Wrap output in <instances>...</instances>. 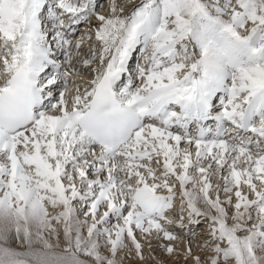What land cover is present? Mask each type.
I'll return each instance as SVG.
<instances>
[{
	"label": "snow or ice",
	"instance_id": "1",
	"mask_svg": "<svg viewBox=\"0 0 264 264\" xmlns=\"http://www.w3.org/2000/svg\"><path fill=\"white\" fill-rule=\"evenodd\" d=\"M153 239L264 264V0H0V264L145 261Z\"/></svg>",
	"mask_w": 264,
	"mask_h": 264
},
{
	"label": "rangeland",
	"instance_id": "2",
	"mask_svg": "<svg viewBox=\"0 0 264 264\" xmlns=\"http://www.w3.org/2000/svg\"><path fill=\"white\" fill-rule=\"evenodd\" d=\"M110 0H101V3L103 4V12L104 14H108V4ZM124 1V0H123ZM119 3H123L122 0L118 1ZM128 5L130 4V2H126ZM107 7V8H106ZM127 14V11L126 13ZM96 24L95 19L93 18V20L91 21V24H89V26L87 27L88 24H83L81 25L82 27L79 29V32L76 34L75 38L78 36V38H80L81 36H84L85 38V43L81 49L80 52V57L77 58V62H76V67L82 72L83 76L85 77V79H91L92 76L90 77V75H92V73L90 72L89 68H85L83 67L80 63L79 60H82L84 58H87L90 55V48L91 49H96L97 46L99 45V43L97 41L94 40L95 36H94V31L92 27H94ZM84 27L87 29V31H85ZM91 28V31H89V29ZM83 34V35H82ZM91 35L93 38L91 40H88V36ZM92 41V42H91ZM92 43V44H91ZM91 44V45H89ZM94 67L98 66V62L97 64L93 65ZM90 74V75H89ZM72 88L74 89L77 85L82 88H84L86 85L83 84L80 80H77V82L75 84H71ZM189 227H191L193 229V231L195 232V236L192 238L193 239V244H194V240H196V242L199 243H203V241L205 239H207V230H208V225L207 223H202L199 227L195 226V225H189ZM177 231H179V229H177ZM200 232H204L203 234H201ZM183 235V233H181ZM198 240V241H197ZM152 243V248L149 249L147 246V243L145 242V249H144V254L147 257V259L145 261H140L138 258H136L135 256H129L124 260V264H155V261L152 259V257L154 256L157 260H161V261H165L166 264H175L177 263L176 261L178 260L177 264H190V260L185 262L183 257V248L185 247V243H187V241H185L183 244L179 245V248L181 249L180 255L173 260V257H169L164 251L163 249L160 247L161 244L166 243V241H158L153 239L151 241ZM172 258V259H171Z\"/></svg>",
	"mask_w": 264,
	"mask_h": 264
},
{
	"label": "bare ground",
	"instance_id": "3",
	"mask_svg": "<svg viewBox=\"0 0 264 264\" xmlns=\"http://www.w3.org/2000/svg\"><path fill=\"white\" fill-rule=\"evenodd\" d=\"M118 1H120V0H118ZM108 2H110V1H108ZM122 2L123 3H126V2H130V4H129V8L131 7V5L133 4V3H139V0H122ZM107 8V7H106ZM81 28V27H80ZM92 40H93V38H92ZM92 42V41H91ZM92 44V43H91ZM91 44H89V45H91ZM74 90V89H73ZM201 234H203L204 232H200ZM198 241V240H197ZM186 244L187 243H185V246H186ZM198 244H199V242H196V240H194V244H193V251H194V253H199V251H200V249H199V247H198ZM15 246V245H14ZM177 258V257H176ZM183 258V257H182ZM172 259V258H171ZM175 258L173 257V260H174ZM177 263H178V260L176 261ZM177 263H175V264H177ZM190 264H192V261L190 262Z\"/></svg>",
	"mask_w": 264,
	"mask_h": 264
}]
</instances>
